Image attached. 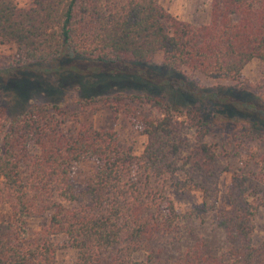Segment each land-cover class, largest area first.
Returning a JSON list of instances; mask_svg holds the SVG:
<instances>
[{
  "label": "trees",
  "instance_id": "16d2710c",
  "mask_svg": "<svg viewBox=\"0 0 264 264\" xmlns=\"http://www.w3.org/2000/svg\"><path fill=\"white\" fill-rule=\"evenodd\" d=\"M0 45L18 50L0 72L2 94L10 92L7 74L63 62L70 74L91 73L93 86L108 88L78 95L80 105L104 102L116 116L144 106L160 115L144 120L147 145L137 155L114 130L69 129L63 101L27 100L15 114L0 106V204L11 211L0 225V264H57L59 236L76 252L74 264H156L152 243L204 210L178 212L153 183L170 179L176 191L196 190L182 174L191 181L210 174L218 151L232 163L244 142L264 140V82L254 91L241 85L245 68L264 62V0H212L202 26L177 19L161 0H31L28 7L0 0ZM197 74L234 85L209 89ZM154 80L159 92L151 93ZM175 117L207 140L187 156L188 168L176 165ZM233 167L228 205L215 200L209 209L235 244L217 253L196 245L174 264H264V241L253 237L264 189H251ZM34 218L47 225L32 239Z\"/></svg>",
  "mask_w": 264,
  "mask_h": 264
},
{
  "label": "rangeland",
  "instance_id": "374dc122",
  "mask_svg": "<svg viewBox=\"0 0 264 264\" xmlns=\"http://www.w3.org/2000/svg\"><path fill=\"white\" fill-rule=\"evenodd\" d=\"M21 7H28L31 0H16ZM162 6L167 9L177 19L191 23L195 26L207 25L212 18V0H161ZM18 60V50L12 45H0V72H7L11 65ZM69 61V60H68ZM161 62V57L156 59ZM63 64V65H62ZM54 63L48 66H34L31 71L17 73L15 75H6L3 78L9 80L13 86H8L7 93H0V106H9L12 113L22 112L26 107L27 100H52L63 101L68 111L67 127L75 129L82 124L92 125L99 130H114L117 132L120 142L126 149L140 155L145 150L147 138L143 134L144 120L159 117L156 111L144 106H133L134 113L127 115L121 112L116 116L110 107L104 102L93 105H80L79 96H90L92 94L107 92L105 86H93L91 80L87 77L91 73H81L77 71L76 75L68 72V65ZM83 72V71H82ZM124 79H131L132 73L123 72ZM87 78V79H85ZM107 78V76H106ZM110 78V77H109ZM195 80L206 88H212L217 85L232 86L233 82L218 81L207 78L203 75H195ZM111 80V78H110ZM145 88L151 93L159 92L156 89L157 80ZM139 82V81H138ZM264 82V62L253 61L243 71L241 85L252 91ZM132 84L141 83L134 82ZM117 86V84H115ZM118 89L122 86L118 85ZM27 98V99H26ZM26 99V100H25ZM11 105V106H10ZM183 118L175 117L174 141L173 144L181 145V154L176 163L179 167L188 168L186 164L187 156L201 145L207 143L202 140L199 131L189 129L184 125ZM227 136V135H226ZM225 136V137H226ZM232 140V137L227 138ZM236 157L228 162L224 153L217 152L219 158L215 170L205 176L195 177L191 181L190 176L182 174V180H188L191 183H198L196 190L181 192L176 191L172 182L167 179H159L153 183L159 190H164L167 195L173 199L178 212L184 214L197 208L204 210L200 218H190L182 222L180 228L174 235L163 236L157 239L151 245V251L156 258V264H174L180 254L188 248L196 245H204L207 251L220 252L234 245L222 230L216 227L213 221V212L209 206H212L216 200L217 207L226 206L230 201L231 173H228L227 167L234 165V172L248 178L251 189H264V140H254L244 142L241 147L236 148ZM167 180V181H164ZM194 186V185H193ZM206 202V208H204ZM11 221V211L8 205L0 204V225ZM47 225L46 218H34L29 221V231L32 239L35 234ZM254 242L260 244L264 241V209L261 210L256 219V229L254 232ZM59 245L57 255V264H74L76 261V252L65 246V238L59 236L54 239Z\"/></svg>",
  "mask_w": 264,
  "mask_h": 264
}]
</instances>
